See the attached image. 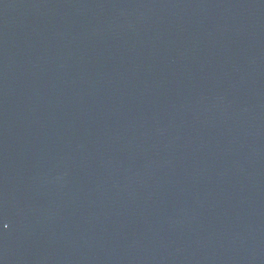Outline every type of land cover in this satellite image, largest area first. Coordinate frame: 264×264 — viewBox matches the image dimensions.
I'll use <instances>...</instances> for the list:
<instances>
[{
  "label": "water",
  "instance_id": "1",
  "mask_svg": "<svg viewBox=\"0 0 264 264\" xmlns=\"http://www.w3.org/2000/svg\"><path fill=\"white\" fill-rule=\"evenodd\" d=\"M0 264H264V0H0Z\"/></svg>",
  "mask_w": 264,
  "mask_h": 264
}]
</instances>
